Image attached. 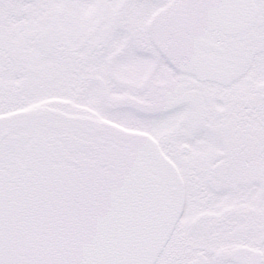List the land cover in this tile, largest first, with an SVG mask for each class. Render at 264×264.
Masks as SVG:
<instances>
[{"label":"rangeland","instance_id":"obj_1","mask_svg":"<svg viewBox=\"0 0 264 264\" xmlns=\"http://www.w3.org/2000/svg\"><path fill=\"white\" fill-rule=\"evenodd\" d=\"M132 3L0 0V10L9 8L13 14L8 27L0 21V133L99 131L136 149L159 173L170 170L186 186L182 226L200 229L201 216L227 223L211 238L224 251L218 249L214 258L229 261L228 222L232 214L252 207L261 223L262 189L254 188V204L249 205L244 199L249 189L203 188L201 182L208 184L206 171L214 169L215 154L225 159L232 149L246 153L250 148L244 135L247 111L233 104L242 100L248 86L264 88V67L224 92L199 88L190 68H172L160 57L170 40L161 22L168 4L149 8L151 15L146 16L144 4L150 0H142L139 7ZM258 3L264 22V0ZM154 26L158 31L150 32ZM236 117L244 122L237 123ZM254 132L262 138L261 131ZM206 199L212 201L208 207ZM196 239L188 240L194 264L201 250Z\"/></svg>","mask_w":264,"mask_h":264},{"label":"snow or ice","instance_id":"obj_2","mask_svg":"<svg viewBox=\"0 0 264 264\" xmlns=\"http://www.w3.org/2000/svg\"><path fill=\"white\" fill-rule=\"evenodd\" d=\"M158 6L157 0L144 4ZM259 45V56L242 47L237 62L264 67V41ZM12 152L6 163L0 142V190L12 186L26 218L45 239L56 238V252L69 257L68 264H189L193 236L207 253L198 264H242L213 258L210 236L182 226L186 186L174 173L154 174L103 132L37 131L15 141ZM4 243L0 233V264H23L3 254Z\"/></svg>","mask_w":264,"mask_h":264},{"label":"flooded vegetation","instance_id":"obj_3","mask_svg":"<svg viewBox=\"0 0 264 264\" xmlns=\"http://www.w3.org/2000/svg\"><path fill=\"white\" fill-rule=\"evenodd\" d=\"M132 7L140 6L142 0H131ZM173 1L172 3H170ZM151 2V0H150ZM157 2L168 4L166 16L162 19V26L169 34L170 40L162 47L160 57L162 61H167L168 65L177 68H190L189 60L192 56H209L223 62L233 73L232 83L229 86L217 82H198L199 88H214L216 92H224L231 88H236L235 83L243 80L245 77L253 75L254 71L261 67L257 61L251 64L238 63L237 57L242 47H251L255 54L259 56V42L264 41V22L262 20V7L258 0L255 3L258 8V17L255 24L245 32L231 33L221 29L217 23L216 4L217 0H157ZM130 3V1H129ZM165 8V6H159ZM177 14L175 19L177 23L187 19L188 29L179 35H174L173 25L169 22L171 14ZM151 15V9L148 8V14ZM262 24V25H261ZM261 25V26H260ZM258 45V47H255ZM154 46V44H153ZM211 47L212 49H205ZM156 50V49H155ZM157 51V50H156ZM186 66V67H185ZM187 69V68H186ZM191 71V69H188ZM261 71V70H260ZM264 72V71H263ZM241 97L242 100L235 101L234 107L240 106L246 109L247 116L245 122H248L246 133L244 135L251 143L250 148L244 153L241 149H232L227 153L226 158L220 153L215 154L211 159L214 169L210 172L208 181L201 182V187L206 186L221 188L222 186L241 187L249 189L248 196L245 199L249 205L254 204L252 193L254 188L262 189L261 205L264 207V88H254L250 85L247 91ZM238 111H236V114ZM243 117L234 118L237 123L244 122ZM234 122V126L237 124ZM256 126V128L254 127ZM259 130L263 133L262 138L254 132ZM245 132V128H244ZM256 137V138H255ZM258 137V138H257ZM226 164V167H225ZM226 174H225V173ZM229 172V174H227ZM205 193V192H204ZM242 197L240 198V200ZM205 205L210 204L211 199L204 200ZM210 209V208H209ZM233 219L228 222L231 238L229 239L230 259L229 261H241L242 264H256L259 257L255 259L256 253L261 254V260L264 259V218L259 223L258 214L254 213L252 207L246 208L245 213L232 214ZM212 216H201L197 219L200 229L207 235L213 236L214 232L227 223H222V219L213 220ZM216 248L208 249V253L214 258L217 250L224 251L218 245L219 241L211 238ZM219 246V247H217ZM204 249L198 251L199 260L206 256ZM189 264H194L193 256Z\"/></svg>","mask_w":264,"mask_h":264},{"label":"water","instance_id":"obj_4","mask_svg":"<svg viewBox=\"0 0 264 264\" xmlns=\"http://www.w3.org/2000/svg\"><path fill=\"white\" fill-rule=\"evenodd\" d=\"M217 23L222 30L231 33L245 32L250 29L258 17V8L254 0H218L216 4ZM178 15L173 13L169 22L173 25V33L179 35L188 29L187 19L177 23ZM211 50V47L205 48ZM190 66L200 82H217L226 86L231 85L233 73L229 67L209 56H192ZM43 131V130H35ZM32 132V133H34ZM47 132V131H46ZM32 133L11 134L8 131L0 133V142L6 147L7 159L10 162L14 156L12 149L15 141ZM50 133V132H49ZM114 147L128 151L137 158H144L134 149L113 143ZM145 161V160H144ZM147 166L156 175H161L146 161ZM0 233L4 238L3 254L14 261L23 264H68L69 257L60 256L56 252V238L45 239L40 227L26 218L11 185L0 190ZM256 264L261 260V254L256 253Z\"/></svg>","mask_w":264,"mask_h":264},{"label":"trees","instance_id":"obj_5","mask_svg":"<svg viewBox=\"0 0 264 264\" xmlns=\"http://www.w3.org/2000/svg\"><path fill=\"white\" fill-rule=\"evenodd\" d=\"M9 6V5H8ZM7 9V8H6ZM9 10V8H8ZM8 10H5V9H2L0 10V13H1V16H0V21H3L5 22V24L7 25V27L9 26L10 24V18L13 19V14H11ZM3 25L2 27H6V25Z\"/></svg>","mask_w":264,"mask_h":264}]
</instances>
